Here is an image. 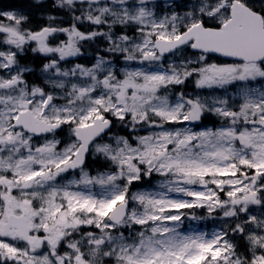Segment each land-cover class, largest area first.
<instances>
[{
	"label": "snow or ice",
	"instance_id": "obj_1",
	"mask_svg": "<svg viewBox=\"0 0 264 264\" xmlns=\"http://www.w3.org/2000/svg\"><path fill=\"white\" fill-rule=\"evenodd\" d=\"M53 7L0 10V264H264V0Z\"/></svg>",
	"mask_w": 264,
	"mask_h": 264
},
{
	"label": "rangeland",
	"instance_id": "obj_2",
	"mask_svg": "<svg viewBox=\"0 0 264 264\" xmlns=\"http://www.w3.org/2000/svg\"><path fill=\"white\" fill-rule=\"evenodd\" d=\"M182 10L183 9H181V11ZM14 11L23 12L22 10H16V9ZM23 14L27 15L24 12H23ZM208 118L217 119L216 117H208ZM202 126H211V125L210 124H206V123L203 122V125ZM61 135L63 136V135H65V133H61ZM99 166H100V164H99ZM160 179H161L160 177L155 176V175L151 178V180H148L146 178L141 183V186L136 185V186H134L133 190H136L137 188H141V187H151V186H154V185L157 184V182ZM198 210H200V209H198ZM203 211H204L205 215H203L201 217H205L204 219H201V220H198V221H193V220H190V219H186L185 220V223H184V228L185 229H188V230L195 229V230L207 231V232L211 233L212 231L219 230L222 227V225L224 224V221L220 219V216H219L218 213H214L211 217H208L206 210L203 209ZM254 211H256L258 213L259 212V209H254Z\"/></svg>",
	"mask_w": 264,
	"mask_h": 264
},
{
	"label": "trees",
	"instance_id": "obj_3",
	"mask_svg": "<svg viewBox=\"0 0 264 264\" xmlns=\"http://www.w3.org/2000/svg\"><path fill=\"white\" fill-rule=\"evenodd\" d=\"M28 7L30 8V11L32 14H35V12L45 13L47 11L51 13V11L53 10V9H51L50 4H39L38 7H30V6H28ZM26 10H28V9L26 8ZM41 59L42 58L35 56L32 53H27V55L23 58L22 61H23V63H25L27 65H31L33 67H36L41 62ZM81 62H83V60H81ZM29 79H35V77L30 76ZM94 166H99V164L97 163Z\"/></svg>",
	"mask_w": 264,
	"mask_h": 264
}]
</instances>
